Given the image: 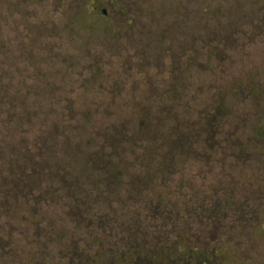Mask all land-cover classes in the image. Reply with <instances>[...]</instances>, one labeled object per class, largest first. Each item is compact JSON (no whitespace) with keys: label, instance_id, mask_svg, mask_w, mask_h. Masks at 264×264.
Masks as SVG:
<instances>
[{"label":"rangeland","instance_id":"374dc122","mask_svg":"<svg viewBox=\"0 0 264 264\" xmlns=\"http://www.w3.org/2000/svg\"><path fill=\"white\" fill-rule=\"evenodd\" d=\"M244 184L264 187V0H0V264H66L146 191L185 223Z\"/></svg>","mask_w":264,"mask_h":264},{"label":"flooded vegetation","instance_id":"af4514ba","mask_svg":"<svg viewBox=\"0 0 264 264\" xmlns=\"http://www.w3.org/2000/svg\"><path fill=\"white\" fill-rule=\"evenodd\" d=\"M206 128L211 136V124ZM167 171L175 175L174 169ZM162 191H143L118 215L111 211L95 216L96 249L80 236L73 242L77 246L64 250L66 264H264L258 259L264 257L259 256L264 250L263 186H230L223 190L225 198L211 193L208 204L190 196L185 223ZM251 255L256 256L253 263Z\"/></svg>","mask_w":264,"mask_h":264},{"label":"water","instance_id":"95a60500","mask_svg":"<svg viewBox=\"0 0 264 264\" xmlns=\"http://www.w3.org/2000/svg\"><path fill=\"white\" fill-rule=\"evenodd\" d=\"M103 13H105V11H103Z\"/></svg>","mask_w":264,"mask_h":264}]
</instances>
